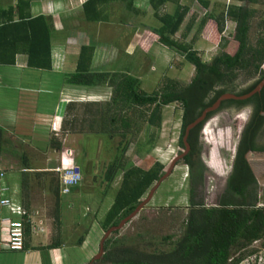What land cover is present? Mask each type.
<instances>
[{
	"label": "trees",
	"instance_id": "1",
	"mask_svg": "<svg viewBox=\"0 0 264 264\" xmlns=\"http://www.w3.org/2000/svg\"><path fill=\"white\" fill-rule=\"evenodd\" d=\"M32 1L17 0L7 11L0 10V64L14 65L15 56L25 53L28 67L51 70L54 20L45 16L31 18L29 7ZM200 1L205 7L210 5L209 0ZM237 1H242L243 4L227 5L224 9L217 7V14L214 11L209 12L198 23L197 29L201 32L208 21H213L218 34L224 32L228 19L237 24L231 43L232 49H229L231 52L223 51L211 62H204L191 44H181L174 38L181 30L190 5L181 6V0H150L156 18L163 24L161 28L154 30L160 42L180 52L195 67V75L186 86L171 81L162 90L144 92L139 79L130 75L129 71H95V46L81 47L76 71L66 76L67 84L84 89L111 90L107 102L89 103L84 110L91 117L90 130L94 131L91 135L97 134L101 137V143H94L95 154L101 147L106 155L107 152L110 153L105 166H101L102 178L98 186H104L106 194L116 179L122 176L110 208L99 220L103 231L118 225L129 215L138 206L140 198L163 176L165 168L160 164L144 171L133 167L124 156L130 144L138 139L143 130L146 136L137 141V153L149 154L156 148L166 107L173 104L181 106L179 147L185 149L183 139L186 130L198 120L204 109L226 93L247 95L264 80V34L259 38L257 47L250 45L254 12L245 3L255 0ZM115 2L124 3L129 13L140 12L136 9V0H83V21L90 25L109 23L108 6ZM168 3L173 5L174 12L161 17L162 7ZM195 25L196 17H192L183 36L186 37ZM228 44L229 42L225 43L224 49ZM243 70H248V76L260 75V78L249 87L235 92L239 72ZM68 108L72 111L77 105L72 103ZM245 108L252 110L250 120L240 132L231 171L218 206L205 208L192 202L193 208L183 226L182 235L177 241L171 242L169 251L150 252L135 245L136 241L126 244L125 239L109 238L105 243L104 256L95 264H241L245 257L253 254L249 251L253 244L262 243L264 247V208H259L258 181L247 159L250 153H264V89L247 100L222 102L217 111L207 114L206 120L222 110L239 111ZM82 120L81 123L85 124L84 114ZM73 122L76 123L77 120ZM199 131L200 126L188 138V144L193 151L199 144ZM3 132L0 127L1 136ZM116 139H119L118 144ZM1 146L2 144L0 150ZM187 162L191 164L190 160ZM80 166L84 178V164L81 163ZM44 181L53 193L59 209V181L55 178ZM83 242L84 239L81 238L78 245Z\"/></svg>",
	"mask_w": 264,
	"mask_h": 264
},
{
	"label": "rangeland",
	"instance_id": "2",
	"mask_svg": "<svg viewBox=\"0 0 264 264\" xmlns=\"http://www.w3.org/2000/svg\"><path fill=\"white\" fill-rule=\"evenodd\" d=\"M39 1H43L46 5L50 2L53 3L56 11L57 3H61L60 7L62 6L63 10L60 11L59 9L60 19L57 18L56 22L59 29L69 25L72 28L71 30L76 33L74 34L75 37L69 39L67 35L63 34L66 36V42L69 46L73 42V46H70V48H74L72 49L75 53L73 58H76L77 55L79 56L82 44H87V46L94 45L97 50L100 49L102 51H99V54H95L93 67L95 71H129L130 75L141 82V90L147 93L162 90L171 81L177 82L180 86H186L195 75V67L189 64L180 52L163 45L159 36L148 31V28L142 29L148 26H154L157 29L163 25L156 18L153 7L148 6V0H140L137 4L140 10L138 16L129 13L122 2L110 3L108 6L110 22L100 26L90 25L83 21L81 11V2L83 0ZM209 1L211 4L209 5V10L214 11L215 14H217V7L218 9H224L228 4L227 0ZM181 3L183 6L190 5V13L183 23L184 26L174 36L178 42L187 45L191 44L193 50L197 52L204 62H211L214 57L223 51L231 52L229 49H232L231 43L236 28V24L231 22L232 20L228 19V27L224 29L222 34L217 33L216 27L211 21H208L204 29L199 32L197 29L198 23L205 16V11L201 6L203 4L200 3V0H181ZM230 4H243V2L231 0ZM246 4L254 12L250 31V45L257 47L259 38L264 34V0H255ZM173 9L172 5L171 9L167 10L168 12L162 13L163 16L166 13L173 14ZM38 12H40L39 7H34L32 13L37 14ZM192 17H196V25L184 37L183 35L186 33ZM138 27H140V30H136L138 31L136 33L134 29ZM73 38H76V40ZM60 39L63 41L65 37L62 36ZM77 39L79 40L77 41ZM225 41L229 42L226 49H224ZM100 44L105 45V47H99ZM239 75L240 77L235 84V92H240L249 87L260 78V75L248 76V70L240 71ZM78 93L71 99L77 102L79 107L69 111L66 116V126L72 131L75 129L81 130L80 122H82L83 114L84 117L90 115L86 111L84 113V104L79 102L89 100L105 103L110 98L111 90L108 88L98 89L95 92L96 95H91V97L80 96L81 94L78 95ZM88 93L91 92L85 94L90 95ZM251 112L250 108L239 111L235 109L222 110L210 117L203 126L204 140L202 144L207 153L205 162L210 171L209 195L205 196V206L207 208L218 206L221 196L220 191L223 190L231 171L240 132L248 124ZM181 117L182 109L179 104L166 107L164 109V123L159 133L156 148L149 154L142 153L143 155H139L137 153V141H141L146 136V132L143 130V133L139 135L134 143L130 144L125 153L124 158L126 161L133 167L144 171L150 170L156 164H160L167 169L179 151H183L179 147ZM74 120H77V122L74 123ZM90 131L94 133L92 129ZM96 140L97 137L94 136L85 138L84 142L90 143L91 150L88 148L89 146L83 150L77 138H73L69 143H66L67 149L70 147L76 149V154L80 153V156L85 157L86 153L85 162L83 163L85 177L81 187L76 192L62 197L65 209L59 218H61L60 220L63 224L67 222V225L70 224L67 227V230H70L69 236H73L70 241H76L81 237L86 238L89 233V231H86L88 227L92 226V231L85 246L75 249L74 253L73 251L72 253L69 252V257L67 256L68 264H77V262L89 264L98 255L100 242L105 235L99 220L104 217L110 208L114 200V193L119 188L122 180V176L118 177L113 187L106 191V194L104 193V186H98L102 178L101 166H105L110 153L107 152L108 154L106 155L101 147L97 149L95 154L96 150L93 147ZM103 141L105 142V139ZM118 141L119 139H116L117 144L119 143ZM92 152H94V155ZM73 156L74 153L72 152L71 159ZM247 159L258 181L259 208H264V153H250ZM62 164H66V162H62ZM68 164L72 166L79 165L71 160H69ZM152 188L140 200L146 199ZM36 199L40 207L36 210L39 211L40 217L45 220L52 217L55 209L54 198L50 194L38 190ZM190 201L188 171L186 166L180 163L176 166L171 176L158 188L153 199L144 205L140 212L120 232L112 234L109 238L125 239L126 244L135 243L136 241L135 245H139L141 249L150 252L155 250L169 251L171 242L177 241L182 235L183 226L191 210ZM249 251H252L253 254L245 257L241 264H264V247L262 243L253 244ZM60 259L62 260V256Z\"/></svg>",
	"mask_w": 264,
	"mask_h": 264
},
{
	"label": "crops",
	"instance_id": "3",
	"mask_svg": "<svg viewBox=\"0 0 264 264\" xmlns=\"http://www.w3.org/2000/svg\"><path fill=\"white\" fill-rule=\"evenodd\" d=\"M16 2L17 0H0V10L7 11L9 6H14ZM139 2L140 0H136L137 11H140L137 7ZM247 2L250 1L245 3ZM50 3L46 5L43 1L33 0L29 7V15L31 18L45 15V17H50L54 20V39L52 41L51 55L52 69L28 67L25 53H18L15 56L14 65L0 64V127L4 130L2 136L0 134V144H2L0 150V172L5 174L0 184L7 188V191L0 192V198L10 199L21 205L32 217L34 226L37 227L36 232H34L32 226L27 223L25 248L18 252H11L6 248L7 226L0 223V264H68L67 256L69 257V252L72 253L73 251L74 253L75 249L83 248L92 231V226L88 227L86 231H89L87 237H81L84 239L82 245H78L81 238L76 241H70L73 238L72 235L69 236L70 230H67L70 224L67 225L68 222L63 224L60 220L61 218L58 219V215L61 217L62 211L65 209L62 197L66 195L61 192L60 175L56 169L63 165H70L68 164L69 160L79 165L82 163L81 160H85L86 153L85 157H82L80 153L76 154V149L71 147L67 149L66 143H69L73 138L79 140L83 150L87 149L90 144L84 142L85 138L94 136L97 137L96 141L101 140V137L97 136V134L91 135L90 115L84 117L86 125L80 122L82 127L79 131L76 129L72 131L66 126L69 105L72 103L77 105V102H74L71 98L78 92H80L78 93V95L81 94L80 96L91 97V95H96L95 92L98 90L84 89L67 84L66 76L76 71L79 56L77 55L76 58H73L75 53L72 49L74 48H70V46H73V42L69 46L66 42L67 38L63 34L67 35L69 39L75 37L74 34L76 33L71 30L72 28L69 25H65L61 29L58 28L56 20L63 9L62 6L60 7L61 3H57L56 11L53 3ZM200 3L202 2L200 1ZM148 6H151L150 0H148ZM201 6L205 11V15L212 12V10H209V6ZM34 7H39L40 12L37 14L32 13ZM171 7V3L162 7L160 16L163 17L162 13L168 12L167 10L171 9ZM139 14L140 12H137V14L133 15L138 16ZM168 14L166 13L164 16ZM231 22L236 24L233 20ZM139 28L134 30L136 31ZM147 28L148 31L155 33L154 26L143 27L142 29ZM62 36L65 37L63 41L60 39ZM84 45L87 44H82L81 47ZM99 47H105V45L100 44ZM99 51L102 52L100 49L97 50L95 48V54H99ZM87 92H91L88 93L90 95H86L85 93ZM85 101L79 103H83L84 107L89 103H103ZM77 107L79 106L77 105ZM88 148L91 150L90 146ZM67 150H73L71 151L74 153L72 159L65 153ZM62 162H66V164H62ZM39 177H42V179L40 180ZM48 178H55L59 181L61 195L59 209L53 193L49 191L45 184L44 180ZM81 185L82 183L74 187L70 194L76 192ZM38 190H42V192H46L54 198L55 209L53 216L47 220L40 217L39 211L36 210L40 208L36 202ZM71 206L73 207V205ZM0 214L2 218H19L18 216H13L6 208H0ZM61 256L62 260L60 259ZM77 264H80V262H77Z\"/></svg>",
	"mask_w": 264,
	"mask_h": 264
},
{
	"label": "built area",
	"instance_id": "4",
	"mask_svg": "<svg viewBox=\"0 0 264 264\" xmlns=\"http://www.w3.org/2000/svg\"><path fill=\"white\" fill-rule=\"evenodd\" d=\"M230 5L231 0H227ZM226 28L228 24H226ZM67 156L70 157L72 155L71 150L66 151ZM56 171L60 175V183H61V192L64 195L70 194L71 190L79 186L83 181V173L82 169L79 165H68L61 166ZM5 176L4 172H0V181ZM7 191V188L1 186L0 184V192ZM260 207V205H259ZM0 208H6L10 211L13 216H18L17 219L12 218H2L0 214V223L5 224L7 226V240H6V248L11 252H18L25 248V231L26 224H30L32 226V230L36 232L37 227L34 226V222L32 217L24 210L21 205L16 204L10 199H1L0 198Z\"/></svg>",
	"mask_w": 264,
	"mask_h": 264
},
{
	"label": "water",
	"instance_id": "5",
	"mask_svg": "<svg viewBox=\"0 0 264 264\" xmlns=\"http://www.w3.org/2000/svg\"><path fill=\"white\" fill-rule=\"evenodd\" d=\"M263 89H264V80L259 84V86L257 88H255L252 92H250L247 95L237 96V95L232 94V93H226V94L222 95L210 107H207L206 109L203 110L201 115L198 117V120H196L186 130V134H185V137L183 139V142H184V145L186 148V153L181 157L175 158L171 162L169 167L164 170L163 176L153 186L152 190L150 191V193L148 194L146 199L140 200V202L138 203V206L129 215H127L125 218H123L118 225H114V226L110 227L109 230L105 232V235L100 242L99 253L94 259L91 260V262L89 264H95V262H97L98 260H100L104 256V254H105V243L109 239V237L112 234H115L116 232H120L122 230V228L140 212V210L144 207V205L148 204L153 199L154 194L156 193L158 188L161 186V184L167 178H169L171 176V174L173 173V171L176 168V166L178 165V163L190 151V146L188 144L189 134L192 130H194L196 127H198L203 121H205L207 114L217 111L218 108L221 106L222 102H224V101H227V100H237V101L247 100V99L251 98L253 95L261 93L263 91Z\"/></svg>",
	"mask_w": 264,
	"mask_h": 264
},
{
	"label": "flooded vegetation",
	"instance_id": "6",
	"mask_svg": "<svg viewBox=\"0 0 264 264\" xmlns=\"http://www.w3.org/2000/svg\"><path fill=\"white\" fill-rule=\"evenodd\" d=\"M208 120L205 119L199 126L200 131L198 134V146L195 149V151L191 150L184 156V158L178 163H183L188 171V194L190 197V209H192V202H196L199 204V207H205V196L209 195V180H210V171L208 170L209 167L206 165L205 162V156H206V150H204L203 146V126ZM198 126V127H199ZM196 127V128H198ZM195 128V129H196ZM194 129V130H195ZM192 130V131H194ZM191 131V132H192ZM190 132V133H191ZM190 136V134H189ZM185 137V136H184ZM189 138V137H188ZM186 153V148L183 149V151H179L178 155L175 158L181 157ZM190 160L191 164H189L187 161ZM84 160H81L82 163ZM206 166H205V165ZM177 165V166H178ZM208 167V168H207ZM226 184L223 188V190L220 191L222 194L225 190ZM194 200V201H193Z\"/></svg>",
	"mask_w": 264,
	"mask_h": 264
},
{
	"label": "clouds",
	"instance_id": "7",
	"mask_svg": "<svg viewBox=\"0 0 264 264\" xmlns=\"http://www.w3.org/2000/svg\"><path fill=\"white\" fill-rule=\"evenodd\" d=\"M236 150V149H235ZM235 155V154H234ZM234 158V157H233ZM81 167V166H80ZM83 182V181H82Z\"/></svg>",
	"mask_w": 264,
	"mask_h": 264
}]
</instances>
